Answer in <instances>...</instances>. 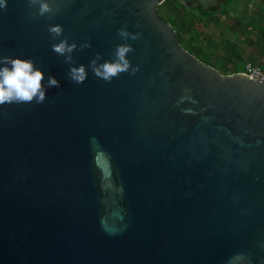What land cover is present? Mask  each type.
I'll return each mask as SVG.
<instances>
[{
	"label": "water",
	"instance_id": "water-1",
	"mask_svg": "<svg viewBox=\"0 0 264 264\" xmlns=\"http://www.w3.org/2000/svg\"><path fill=\"white\" fill-rule=\"evenodd\" d=\"M164 1L0 9V56L60 81L0 105V264H264V83L184 50ZM65 36L91 42L72 63L129 43L139 70L78 84L52 49Z\"/></svg>",
	"mask_w": 264,
	"mask_h": 264
},
{
	"label": "rangeland",
	"instance_id": "rangeland-1",
	"mask_svg": "<svg viewBox=\"0 0 264 264\" xmlns=\"http://www.w3.org/2000/svg\"><path fill=\"white\" fill-rule=\"evenodd\" d=\"M157 9L182 48L221 74L264 64V0H165Z\"/></svg>",
	"mask_w": 264,
	"mask_h": 264
},
{
	"label": "clouds",
	"instance_id": "clouds-1",
	"mask_svg": "<svg viewBox=\"0 0 264 264\" xmlns=\"http://www.w3.org/2000/svg\"><path fill=\"white\" fill-rule=\"evenodd\" d=\"M7 3L8 0H0V9L5 8ZM29 3L32 6L38 5L40 15L53 10L50 0H29ZM48 30L54 34V37H60L63 34V27L60 24L49 25ZM117 31L124 40L136 39L139 35V33H130L124 27ZM78 47L80 49L91 47V42L84 41L78 45L75 40L70 42L65 36L58 42L54 40L52 44V49L69 63L68 77L78 84L87 79L89 69L106 81H111L121 72L130 71L131 74H135L139 70L140 66L138 64L133 66L132 60L127 55L134 50L129 43H118L110 59H103V54L99 51L96 52L87 65L72 63V54ZM59 85L60 81L55 75L46 73L30 57L0 56V105L32 102L33 100L36 103H43L46 99L47 89L59 87ZM183 99L185 97H181V100Z\"/></svg>",
	"mask_w": 264,
	"mask_h": 264
},
{
	"label": "built area",
	"instance_id": "built-area-1",
	"mask_svg": "<svg viewBox=\"0 0 264 264\" xmlns=\"http://www.w3.org/2000/svg\"><path fill=\"white\" fill-rule=\"evenodd\" d=\"M240 73L247 76L249 79L264 83V64H255L246 62L240 71L232 72L230 74Z\"/></svg>",
	"mask_w": 264,
	"mask_h": 264
},
{
	"label": "bare ground",
	"instance_id": "bare-ground-1",
	"mask_svg": "<svg viewBox=\"0 0 264 264\" xmlns=\"http://www.w3.org/2000/svg\"><path fill=\"white\" fill-rule=\"evenodd\" d=\"M204 2H205V0H204ZM206 3H209V0H206Z\"/></svg>",
	"mask_w": 264,
	"mask_h": 264
},
{
	"label": "flooded vegetation",
	"instance_id": "flooded-vegetation-1",
	"mask_svg": "<svg viewBox=\"0 0 264 264\" xmlns=\"http://www.w3.org/2000/svg\"><path fill=\"white\" fill-rule=\"evenodd\" d=\"M204 0H202V3H203Z\"/></svg>",
	"mask_w": 264,
	"mask_h": 264
}]
</instances>
